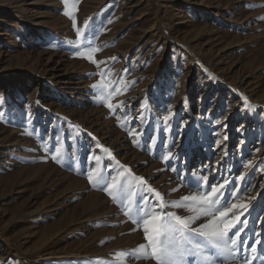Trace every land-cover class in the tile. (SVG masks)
I'll list each match as a JSON object with an SVG mask.
<instances>
[{"label": "rangeland", "instance_id": "obj_1", "mask_svg": "<svg viewBox=\"0 0 264 264\" xmlns=\"http://www.w3.org/2000/svg\"><path fill=\"white\" fill-rule=\"evenodd\" d=\"M241 174L226 207L264 264V0H0V264H158L131 256L148 187L179 201ZM172 212L195 215L161 227Z\"/></svg>", "mask_w": 264, "mask_h": 264}, {"label": "snow or ice", "instance_id": "obj_2", "mask_svg": "<svg viewBox=\"0 0 264 264\" xmlns=\"http://www.w3.org/2000/svg\"><path fill=\"white\" fill-rule=\"evenodd\" d=\"M72 15L71 12L67 13ZM74 19V17H73ZM77 32L84 36L83 29L78 28ZM77 44L81 41L77 40ZM91 43L90 41L88 42ZM99 51L96 48H90L87 58L94 61V53ZM77 55L84 56L85 53L77 50ZM115 59V58H113ZM106 88L107 86L104 85ZM118 92L119 89H116ZM114 93L109 92L108 97ZM107 97L102 96L101 99ZM123 101L118 105L108 103L110 109L114 107H122ZM168 117H165L167 120ZM58 143V141H57ZM47 149L48 146L45 145ZM54 152L53 159L60 162L58 154L60 149L53 144L51 149ZM105 151H109L105 149ZM172 154L169 153L164 159H168ZM98 159V158H97ZM252 162L249 161L248 165ZM248 165H245L247 167ZM175 171V169H173ZM130 171V170H129ZM88 179L91 181L94 179L92 174H89ZM142 185H147V181L140 177L138 178ZM245 175L241 174L232 182L225 180L224 183L219 186L214 184H208V177H200L197 181L202 191L199 194H192L189 196H183L179 201L166 202L163 199L161 193L148 187V191L154 193L156 200L158 201L156 206H138L137 207V219L133 223H137L143 226L145 234L146 244H140L136 249L132 250L131 256L134 258H154L158 261V264H197V257L199 258V264H216L219 260L222 264H227L230 259L236 258L239 254L240 258L244 260L245 264H254V260L258 259L255 255L258 251L257 245H261L259 239H255L254 242L249 245L248 239L252 237H242V233L248 227V219L245 217L240 220L239 217L233 221L229 218V213H233V209L238 206L232 204L231 207H226L228 204V197L224 196L225 185L231 183L233 187L227 189L229 197L232 199L237 198V192L239 188L235 185L238 181H244ZM118 183V177H113L112 183L105 186L104 190L109 195H113V189H115ZM250 183V181H249ZM177 189H173L176 191ZM248 189H245L247 191ZM144 200L145 198H141ZM223 200V203L221 201ZM147 202L145 201V204ZM166 207H188L189 210L195 213V215L188 217L177 216L174 212L166 214L167 223L161 227L158 223L161 219L160 212ZM245 211L247 207L240 205ZM223 209V211H221ZM233 215H235L233 213ZM251 215V213H249ZM200 216L210 217L208 223L201 224L198 228L191 227L192 223ZM257 219H260L257 217ZM164 235L166 239L161 241L160 236ZM259 233L253 232V237L258 236ZM199 241V242H197ZM213 255H207L206 253L213 251ZM261 255H264V245L260 249ZM123 255V254H122Z\"/></svg>", "mask_w": 264, "mask_h": 264}]
</instances>
